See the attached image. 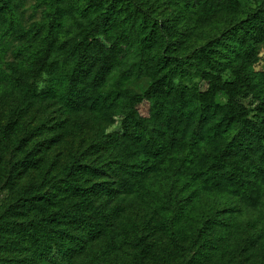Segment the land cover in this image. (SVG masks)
<instances>
[{
    "label": "trees",
    "instance_id": "1",
    "mask_svg": "<svg viewBox=\"0 0 264 264\" xmlns=\"http://www.w3.org/2000/svg\"><path fill=\"white\" fill-rule=\"evenodd\" d=\"M42 2V33L26 58L0 64V79L14 95L0 138L14 135L22 152L0 190L11 189L21 170L39 167L41 145L51 140L27 146L41 130L26 126L32 107L57 104L70 129L89 123L79 118L85 112L109 122L119 115L120 128L94 133V158L85 150L73 153L56 172L12 193L0 210V264H61L74 257L83 259L79 264H147L152 242L130 227L120 231L126 250L112 255L92 244L114 228L123 209L111 199L135 193L151 172L169 180L168 188L151 189L145 222L153 231L177 227L176 183L258 203L264 196V70L254 65L264 50V0L253 7L239 0ZM17 19L13 0H0L1 37ZM192 75L202 87L185 82ZM142 77L150 79L143 92L125 86ZM210 218H201L202 239L216 233ZM183 264H200V256Z\"/></svg>",
    "mask_w": 264,
    "mask_h": 264
},
{
    "label": "rangeland",
    "instance_id": "2",
    "mask_svg": "<svg viewBox=\"0 0 264 264\" xmlns=\"http://www.w3.org/2000/svg\"><path fill=\"white\" fill-rule=\"evenodd\" d=\"M243 6H256L260 0H239ZM17 12V23L14 29L0 36V64L5 62L23 61L31 44L42 33V0H13ZM260 59L254 65L256 70H264V50H260ZM228 77V73H224ZM150 79L142 77L136 81H129L126 87L137 92H143ZM188 85L203 83L192 75L185 81ZM14 95L9 86L0 79V127L7 121V115ZM250 106V105H248ZM147 103L139 104L142 113L147 111ZM64 116V115H63ZM58 111L57 104L34 106L26 116V126H37L30 136L27 146L40 144L48 136L49 143L40 148L42 154L39 167L23 169L19 172L11 189L0 190V210L8 203L15 190L24 187L29 182L39 181L42 176L57 170V165L64 162L73 153L85 150L86 157L92 159L97 152H93L90 143L97 130L113 131L120 128V117L114 115L111 122L98 114L85 112L79 118H89V123L82 130L68 128V121H64ZM109 118V117H108ZM63 120V121H62ZM109 122V123H108ZM25 132L21 128L16 135ZM14 135L8 139L0 138V186L5 180V173L10 162L22 156L13 142ZM144 179L142 187L132 195H125L123 199L114 198L110 203H120L123 209L114 222V228L107 233H101L92 244L95 251L108 250L113 255L116 250H126V240L121 236V227L127 226L131 232L144 235L152 242L153 254L147 264H183V260L192 255L200 256V264H264V196L256 205H250L234 196L213 192L206 187H183L176 183L172 193L180 199L182 206L178 209L176 228L165 231H153L146 226L147 207L152 204L151 189H165L169 187L168 179H160L159 172H151ZM155 178L159 179L154 184ZM121 197V195H120ZM182 199V200H181ZM176 207H172L173 211ZM184 209V210H183ZM202 216H209L216 223V233L201 238L203 228ZM203 242L204 245H200ZM116 249V250H115ZM114 250V251H113ZM29 252H27V256ZM5 255V253H4ZM24 251H17V256H26ZM83 254L82 256H85ZM74 257L61 264H79L83 259Z\"/></svg>",
    "mask_w": 264,
    "mask_h": 264
}]
</instances>
